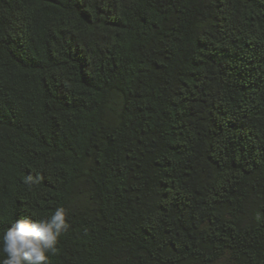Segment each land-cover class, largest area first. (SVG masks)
I'll list each match as a JSON object with an SVG mask.
<instances>
[{"label": "trees", "instance_id": "trees-1", "mask_svg": "<svg viewBox=\"0 0 264 264\" xmlns=\"http://www.w3.org/2000/svg\"><path fill=\"white\" fill-rule=\"evenodd\" d=\"M57 207L49 264H264V0H0V236Z\"/></svg>", "mask_w": 264, "mask_h": 264}, {"label": "clouds", "instance_id": "clouds-1", "mask_svg": "<svg viewBox=\"0 0 264 264\" xmlns=\"http://www.w3.org/2000/svg\"><path fill=\"white\" fill-rule=\"evenodd\" d=\"M66 209L57 207L39 221L26 218L13 222L0 236V264H49L57 244L68 227Z\"/></svg>", "mask_w": 264, "mask_h": 264}]
</instances>
